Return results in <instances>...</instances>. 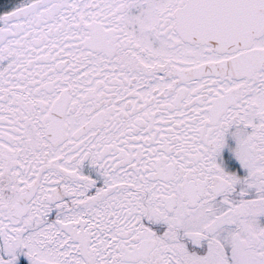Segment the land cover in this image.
Returning a JSON list of instances; mask_svg holds the SVG:
<instances>
[{"label": "snow or ice", "instance_id": "1", "mask_svg": "<svg viewBox=\"0 0 264 264\" xmlns=\"http://www.w3.org/2000/svg\"><path fill=\"white\" fill-rule=\"evenodd\" d=\"M0 264H264V0H0Z\"/></svg>", "mask_w": 264, "mask_h": 264}]
</instances>
